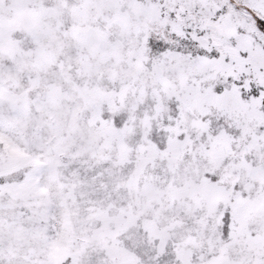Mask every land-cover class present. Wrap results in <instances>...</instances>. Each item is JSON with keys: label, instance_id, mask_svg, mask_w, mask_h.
Masks as SVG:
<instances>
[{"label": "snow or ice", "instance_id": "1", "mask_svg": "<svg viewBox=\"0 0 264 264\" xmlns=\"http://www.w3.org/2000/svg\"><path fill=\"white\" fill-rule=\"evenodd\" d=\"M0 264H264V0H0Z\"/></svg>", "mask_w": 264, "mask_h": 264}]
</instances>
